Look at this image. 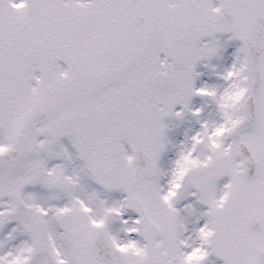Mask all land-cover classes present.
I'll return each instance as SVG.
<instances>
[{"label":"snow or ice","instance_id":"6c2138e0","mask_svg":"<svg viewBox=\"0 0 264 264\" xmlns=\"http://www.w3.org/2000/svg\"><path fill=\"white\" fill-rule=\"evenodd\" d=\"M0 264H264V0H0Z\"/></svg>","mask_w":264,"mask_h":264}]
</instances>
